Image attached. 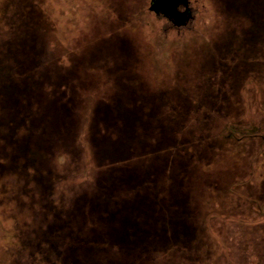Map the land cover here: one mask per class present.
Wrapping results in <instances>:
<instances>
[{"label": "rangeland", "instance_id": "1", "mask_svg": "<svg viewBox=\"0 0 264 264\" xmlns=\"http://www.w3.org/2000/svg\"><path fill=\"white\" fill-rule=\"evenodd\" d=\"M150 1L17 0L11 6L9 0H0V124L10 125L1 131L7 136L12 128V100L17 99L20 90L29 89L33 96L31 107L34 108V102L39 103L31 141H41L40 148H43L39 175L34 174L33 166H29L31 173L27 175L21 146L12 137V141L3 143L4 150L14 149L17 144L18 156L15 154L13 160L5 162L11 173L3 180L8 190L0 196V204H5L3 208L0 206V216L17 221L19 236L35 239L46 212L47 215L55 212V217H62V213L76 207L91 212V198L101 187L99 184L107 179V168L97 165L98 143L94 129L103 131L105 128L100 107H106L120 95L128 96L122 101L131 99L132 90L121 81L122 76L127 78H123L124 81H138V92L147 98L159 96L168 84L178 87V92L187 85L190 96L204 97V84L211 78L223 76L221 73L197 76L199 70L204 69L201 64L206 59L212 61L216 57L228 64L233 61L236 65L254 67L256 62H262L263 67L264 59L253 60L256 48L243 45L244 42L253 44L254 40L249 36L252 35L251 21L237 10V0H193L192 19L180 26L170 24L165 16L151 10ZM22 3L31 5V9L25 11L26 6H19ZM11 9L13 12H9ZM27 29L35 31V35L22 33ZM27 40L32 43L28 48ZM247 48H250L249 53H246ZM236 50H239L238 59L232 57ZM251 50L255 51L253 55ZM113 51L120 55L118 71L114 74L104 62ZM259 54H264V50ZM20 59L24 62L21 67L26 68L16 72V61ZM2 63L11 67L10 74H4L6 66ZM35 73L44 77L41 79ZM248 75L244 72L230 77L234 89L228 88V102L210 122L212 134L229 135L233 139L225 138L214 153L207 156L211 159L192 167V185L182 192L188 196V201L180 211L187 210L190 219L188 224L180 225L182 240L173 239L172 244L149 254L96 248L89 257L102 258L105 264H110L113 258L118 262L126 258L132 264H245L244 255H240L236 247L237 238L245 230L238 223H245L241 217L249 210L256 223H264V214L256 204L238 214L241 209L231 203L233 197L228 199L214 191L210 184L215 180L228 181L233 194L256 196L254 179L259 178V170L263 168L256 171L257 159L264 147V78L257 80ZM178 92H175L177 96L181 94ZM204 119L202 111L198 110L197 116L188 120L183 135L194 139L200 120ZM118 136L110 133L106 138L111 141ZM33 174L40 180L33 181ZM87 215L84 227L76 226V229L90 235L91 229L100 224ZM10 220H6L3 228L5 234L0 235L5 241H10L5 236L12 230ZM263 237L264 228H256L252 238ZM19 242L21 248L28 246L26 240ZM184 244H193L194 249ZM247 258L249 264H259V259L260 264H264V255L254 253Z\"/></svg>", "mask_w": 264, "mask_h": 264}, {"label": "trees", "instance_id": "2", "mask_svg": "<svg viewBox=\"0 0 264 264\" xmlns=\"http://www.w3.org/2000/svg\"><path fill=\"white\" fill-rule=\"evenodd\" d=\"M9 1L11 6H14L17 0ZM236 5L237 10L244 13L251 21L252 30L250 33L252 35L249 36H252L254 43L245 44L247 42H244L243 45H253V48H256L253 49L256 51L253 60L259 59L260 61L261 59L262 61L264 54L260 55L259 53L264 50V0H237ZM19 6H26L25 11L31 9V5L22 3ZM9 12H13V10L11 9ZM24 32L26 35L31 34L32 37L35 35V31L32 29H27L22 33ZM31 44L29 40L26 41L27 48ZM250 48H247L248 52L246 53H249ZM234 49L236 48L234 47ZM229 52L231 53V51ZM238 52L239 50L233 51L234 59L240 57ZM254 52L252 51V55ZM223 55L225 56L226 52ZM2 56L5 62L6 59L4 55ZM38 56L39 52L37 51L36 57ZM119 56L118 52L114 53L113 51L108 57L109 60L104 59L110 68L109 72H113V74L118 71L117 58ZM23 63L22 59L16 61V72L26 68L25 66L21 67ZM256 63L258 64L254 67L236 65L233 61L228 64V61L226 63L216 57L212 61L206 59L201 64L204 69L201 68L196 75L221 73L223 76L211 78L207 84H204L206 86L204 97L190 96V87L187 85L182 86L184 89L180 88L183 90L178 92V87L175 88L168 84L159 96L147 98L138 92V81L133 79H129V82L124 81L123 78H127L125 75L122 76L121 81L127 83L128 88L132 90L131 99L122 101L124 97L128 96L120 95L121 98L118 97L106 107H100L105 128L103 131L98 128L94 129L98 143L96 147L99 156L97 165L107 168L105 177L108 180L99 184L101 187H98L99 190L91 198V212L86 213L84 208L79 210L77 207L76 210L66 211L64 215L62 213V217H55V212L49 213V215L46 212L41 221V228L37 231V237L30 239L34 245L40 244L45 249L42 251L48 254V263L52 264L51 261L54 260L55 264L56 262L59 264H105L102 258L93 259L92 255L89 257L88 254L95 252L96 248L101 250L120 248L130 254L134 252L149 254L172 244L171 240L173 239L182 240L179 237L180 225L190 222L187 216L188 211H180V208L186 206L188 201V196L182 192L188 190L192 185L190 182V177L193 174L192 167L198 163L203 165L202 162L211 159L207 156L214 153L213 151L223 143L225 138L227 141L233 139L229 135L219 137L212 134L210 122L215 113L223 111V104L228 102V88L234 89L235 86L230 80L232 75L247 72L249 77L257 80L264 78V65L260 66L263 63ZM3 65L6 66L3 68L4 74H10L11 67ZM26 66L29 67V64ZM35 75L41 79L44 77L39 73H35ZM243 87L242 85L241 89ZM28 90L26 88L20 90L22 94H17V99L12 100L10 105L13 109L11 124L17 126L21 135L20 140L24 136L25 140H28L33 147L34 174L39 175L43 154L41 149L43 148H40L41 141H31L33 139L32 128L36 122L34 117L39 114L37 112L39 103L34 102V108L31 107L33 96L29 94ZM175 92L181 94L177 96ZM122 102L124 103L122 104ZM40 108L44 109L45 106ZM198 110L202 111L205 119L200 120V122L202 121L200 129L197 134H194V139H188L183 135V132L186 130L188 120L197 116ZM28 133L30 137H28ZM110 133L119 136L108 141L106 137ZM98 140L105 144L101 145ZM241 140L240 138L239 141ZM260 167H263L262 170ZM108 169L111 171H107ZM258 170L259 178H255L253 184L256 191L255 197L242 193L233 194L231 188H228L230 185L228 181L219 183L215 180L211 182L210 186L214 191L223 193L228 199L233 197L234 200L231 203L241 209V211H237L238 214H242L254 204L260 207L261 214H264V147L257 159L256 171ZM38 178L40 180L39 176L34 175L33 181H37ZM193 185L196 186L195 183ZM42 206H45V202ZM249 211L244 212L241 217L242 222L246 220L245 223H238L243 225L245 230L241 237L237 238L236 243L240 255H244L243 263L245 264H249L248 255L254 253L264 255V237L263 239L252 238L255 229L264 228V223H256L255 217L249 215ZM87 214L100 224L91 229L90 235L84 233L83 230L78 232L79 230L76 229V226H83L86 223ZM85 227L88 225L85 224ZM181 235L184 236V232ZM184 246L191 248L193 244H184ZM20 251H24V249L21 248ZM35 254L37 255L36 251ZM41 254L43 255V253ZM37 261L38 259H35V262ZM261 261V259L258 260L259 264ZM110 262V264H132V261H126V258L120 262L113 258Z\"/></svg>", "mask_w": 264, "mask_h": 264}, {"label": "flooded vegetation", "instance_id": "3", "mask_svg": "<svg viewBox=\"0 0 264 264\" xmlns=\"http://www.w3.org/2000/svg\"><path fill=\"white\" fill-rule=\"evenodd\" d=\"M192 3H193V0H185V1L180 2L178 5V9H181L180 11H188V18L185 20L184 24H176L173 20L167 18L163 13H159L158 15L165 16L169 20V23L172 25H177V26L186 25V24H188V22H190V20L192 19V16H193L192 15ZM4 127H10V125L4 126V124H0V196L4 195L6 193L5 190L6 191L8 190L6 184H4L3 180L8 179L9 173H11L8 170L9 165H5V162L13 160L15 157V154H16V156H18V150H17V146H16L17 144L15 145L14 149L4 150L5 147L3 146V143L4 142L9 143L10 141H12L10 139L11 137H12V139L15 138V143H18L21 146V148H19L21 155L23 157H25L24 165L27 169L26 170L27 175H30L31 171L28 170V168H29V166H33L32 164L34 162L33 147L30 146L31 144L28 142V140L27 141L25 140L24 136H22L23 139L20 140L21 135L18 132L17 126L12 125L11 126L12 128H9L10 131H8L7 136H5L4 132L1 131L2 128H4ZM14 127H15V129H13ZM6 137H9V140H5ZM28 137H30L29 133H28ZM19 140H20V142H19ZM11 167L13 168V165ZM32 168H34V167H32ZM33 176H34V174H33ZM16 184L17 183L15 182V185ZM11 190H12V188H11ZM4 200L6 201V199H4ZM0 206H1V208H3V206L5 207V204L2 203V204H0ZM6 220H10V219H6V218L4 219V217L0 216V235H1V233L5 234L3 228L5 226ZM10 221L12 222V230L10 232V235L7 234V232L5 235V236H7V238H10V241H5L2 238L3 236H1V238H0V264H35V263L47 264L48 263L47 259H49L48 254H45V251L44 252L42 251L45 249L42 248L40 244H38L37 246L34 245L30 240L31 237L28 238V237H25L22 235L19 236V233H18L19 231L17 230V227H18L17 221L15 219H11ZM22 237H23V239H22ZM19 240H21V241L26 240V242L28 241V246L22 248V249H24V251H20L22 244H20ZM35 251H36L37 255L35 254ZM41 253H43V255ZM35 259H38V261L35 262ZM48 264H50V263H48Z\"/></svg>", "mask_w": 264, "mask_h": 264}, {"label": "water", "instance_id": "4", "mask_svg": "<svg viewBox=\"0 0 264 264\" xmlns=\"http://www.w3.org/2000/svg\"><path fill=\"white\" fill-rule=\"evenodd\" d=\"M185 0H151L149 8L155 13H163L176 24H184L188 18V11H180L178 5Z\"/></svg>", "mask_w": 264, "mask_h": 264}, {"label": "clouds", "instance_id": "5", "mask_svg": "<svg viewBox=\"0 0 264 264\" xmlns=\"http://www.w3.org/2000/svg\"><path fill=\"white\" fill-rule=\"evenodd\" d=\"M179 10H181V9H179Z\"/></svg>", "mask_w": 264, "mask_h": 264}]
</instances>
